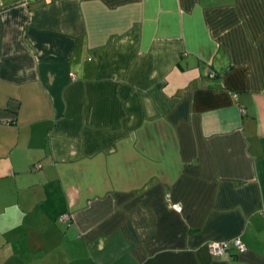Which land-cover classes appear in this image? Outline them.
I'll list each match as a JSON object with an SVG mask.
<instances>
[{
  "label": "crops",
  "instance_id": "crops-1",
  "mask_svg": "<svg viewBox=\"0 0 264 264\" xmlns=\"http://www.w3.org/2000/svg\"><path fill=\"white\" fill-rule=\"evenodd\" d=\"M0 264H264V0H0Z\"/></svg>",
  "mask_w": 264,
  "mask_h": 264
},
{
  "label": "built area",
  "instance_id": "built-area-1",
  "mask_svg": "<svg viewBox=\"0 0 264 264\" xmlns=\"http://www.w3.org/2000/svg\"><path fill=\"white\" fill-rule=\"evenodd\" d=\"M172 208L176 211H181V206L178 203H173ZM68 216L66 214L61 216V220H65ZM231 246H234L239 252H243L246 249L245 244L242 242L240 238H232L229 240H221V241H209L207 243V248L215 257H219L225 253H227Z\"/></svg>",
  "mask_w": 264,
  "mask_h": 264
}]
</instances>
